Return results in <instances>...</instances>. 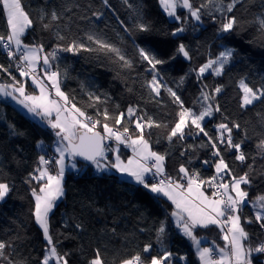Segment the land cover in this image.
<instances>
[{
  "label": "trees",
  "instance_id": "1",
  "mask_svg": "<svg viewBox=\"0 0 264 264\" xmlns=\"http://www.w3.org/2000/svg\"><path fill=\"white\" fill-rule=\"evenodd\" d=\"M206 2L192 0L194 7ZM21 3L33 21L23 36L24 43L42 44L45 53L57 45L67 46L73 40L98 48L87 40L89 34H94L119 48L132 61V67L127 68L114 53L58 52L53 67L58 64L64 92L77 107L102 122V116H97L98 111L106 108L112 117L123 112L125 117L121 125H115L113 119L108 123L120 130L127 125L130 133L136 132L131 121L137 116L151 117L165 127L145 128L144 137L153 150L166 154L164 163L172 178L182 175L178 171L182 164L190 171H199L204 179L214 175V167L202 164V161L212 159V150L200 147L207 143L202 133L190 135L186 129L182 141L178 137L168 141V132L178 120L180 106L163 88L156 96L146 86L145 82L151 79L152 73L147 71V62L140 59L137 47H150L168 61L157 66L158 78L177 92L184 107L198 112L203 103L202 92L214 97L213 104H218L220 111L203 122L210 136L215 138L218 135L217 125L222 122L229 127L233 123L240 125L239 129H233L232 136L234 143L244 141L241 150L247 156L245 162L235 159V149L225 151L224 146H218L234 175L249 173L252 180L248 188L249 198L264 194V152L257 147L264 140V99L242 107V90L238 86L244 79L255 89L264 87V29L259 24V19L264 18V0H240L233 11L227 13L236 17L237 26L233 32L225 34L218 33L224 17L216 11L215 5L202 9L201 21L197 22L187 9H177L180 21L168 17L158 0H128L127 4L124 0H108L107 6L103 0H21ZM53 10L57 12L58 20L51 19ZM136 12L141 14L142 21L137 19ZM138 22L150 23L152 31H137L134 25ZM180 26H184L185 31L173 36L174 30ZM7 31L6 13L0 5V34ZM60 36L64 39H59ZM180 43L186 46L191 59L176 54ZM225 47L235 49V54L223 73L217 76L214 72H207L198 78L199 67L209 59H215ZM174 55L175 59H170ZM0 64L17 80L27 79L28 87L34 86L30 78L19 75L14 60L2 48ZM181 77H184L183 83ZM0 83H12L2 70ZM217 86L222 89L218 94L214 92ZM90 94L100 96V102L92 101ZM92 103L95 107L90 106ZM129 107L136 109L131 118L127 115ZM13 131L17 134L14 135ZM56 140L55 131L46 123L29 116L0 95V180L13 186L9 196L0 202V241L10 244L5 250L6 258L0 257V264H9V261L41 264L47 242L35 221L34 197L31 195V189L39 184L27 181L29 174L40 167L39 157L55 152L52 144ZM41 142L42 147L39 146ZM79 163L83 169L68 170L64 183L66 193L49 216L50 233L54 242H58V251L69 253V264H89L97 249L105 264H121L123 259L138 252L148 258L164 251L173 253L171 264H201L194 244L176 226L171 215L175 206L171 201L149 193L115 169L97 173L93 163L86 164L81 160ZM241 215L250 237L246 243L255 247L264 242V229L260 224L245 221V217L254 216L252 207L246 204ZM162 222L165 234L161 243L157 229ZM195 235L202 238L206 246H225L222 233L216 226L197 228ZM147 244H151L152 249L143 253ZM252 255L255 264L264 260V253L253 252Z\"/></svg>",
  "mask_w": 264,
  "mask_h": 264
},
{
  "label": "snow or ice",
  "instance_id": "2",
  "mask_svg": "<svg viewBox=\"0 0 264 264\" xmlns=\"http://www.w3.org/2000/svg\"><path fill=\"white\" fill-rule=\"evenodd\" d=\"M127 4L128 0H124ZM160 6L166 15L176 21L181 20L177 14V9H187L188 13L195 21H201L202 9L209 5H215L216 11L224 17L220 22L218 33H231L237 26L235 16H228L240 0H207L206 3L194 7L192 0H158ZM104 5H108V0H103ZM3 10L6 13V24L8 31L0 34V48L4 49L7 56L15 60V67L21 77L30 78L32 84L38 89V94L28 93L26 91L27 80H17L9 72L8 68L0 64V70L11 78L12 83H0V95L11 97L19 105H22L29 113L41 117L46 124L55 131L58 138L55 152L58 158L46 159L45 156L39 157V165L33 173L29 174L28 183L36 181L39 188H32L31 195L34 197V218L42 229L43 236L47 242L44 256L41 264H69V253H60L57 249V243L54 242L50 233L49 215L56 206V201L64 196L63 177L65 172L66 157L73 160L76 157H82L86 161L92 162L97 170L105 171L107 168H115L120 173L127 174L134 181L142 185L149 193L159 197H166L175 206L171 215L175 218L177 228L183 235L188 237L194 244L198 258L201 264H252V253H264V242L258 246H251L246 243L249 240V233L245 230L241 222L242 208L248 204L254 210L253 217H245L247 223L254 221L260 224L264 229V194L257 195L249 200V191L252 184L249 173L245 172L240 176L233 174L232 169L226 162L224 155L218 145L224 146L225 151L236 150L235 159L241 163L245 162L247 156L242 151L243 140L233 142V129H239L238 123H233L229 127L227 123L217 125L218 135L214 138L210 136L203 127V121L206 117H211L214 112H219L218 104L213 105L208 101L214 97L208 92H202L201 110L193 111L186 108L177 92L161 82L158 72V65L167 63V60L160 58L150 47H137L138 55L142 61L147 62L149 66L147 71L152 73L151 79L147 80L146 86L160 95L163 88L173 98V101L180 106L178 120L169 130L167 139L169 142L173 138H179L181 141L185 137V130L189 129L188 134H203L207 138V143H202L201 148H210L212 150L211 160H204L202 164L214 167L215 173L211 177L204 179L199 171H190L185 165H181L177 178L167 176L164 168L166 154H160L151 149L147 139L144 137L145 128L165 127L154 121L151 117L145 119V115L137 116L134 121L135 133H130L127 125L122 130L110 126L108 121L114 120L115 125H121L125 113L121 112L110 116L105 108L102 112L98 111L97 116H102L103 122L99 118L89 116L80 107H77L69 96L61 89V71L58 64L53 67V62L58 60L57 53L70 52L79 53L83 51H105L114 53L123 66L132 67V61L127 59L121 50L112 44L99 39L94 34H89L87 40L98 45V48L87 47L84 43L73 40L67 46L57 45L51 52H44L42 44H26L23 42V36L27 29L32 26L33 21L24 10L21 0H0ZM131 8L132 5H129ZM95 15H102L96 13ZM137 19L142 21V16L136 12ZM53 21L58 20L59 16L55 10L51 13ZM123 23V22H121ZM259 24L264 29V18L259 19ZM48 27L47 24L44 25ZM139 32L150 33L152 27L150 23L138 22L134 25ZM126 31L128 29H125ZM185 31L184 26L177 27L172 33L176 36ZM63 40L64 37L60 36ZM221 39L223 36L220 37ZM19 54V55H18ZM176 54L191 59L188 49L183 43L176 48ZM235 49L225 47L219 52L215 59H209L198 69V78L202 77L206 71L211 70L217 76L221 75L225 66L233 59ZM175 59V55L170 57ZM42 73V75H41ZM66 77V72L64 73ZM184 77H181L183 83ZM239 88L242 90V107L252 105L255 101L264 99V87L255 89L244 80L239 81ZM221 87L214 88L215 93H220ZM90 99L94 102H100L101 97L90 94ZM95 107V103L90 105ZM136 109L129 107L127 115L131 118L135 116ZM14 127V126H13ZM102 128V131L97 129ZM13 134L15 131H13ZM106 140H115L117 148L113 149L110 145L106 146ZM119 145H125L132 150V157L125 163L121 160L119 154L116 155L114 163H101L106 161V152H119ZM42 147V142L39 145ZM192 147V146H189ZM257 147L264 152V140H261ZM183 155V153H182ZM55 163L57 169L53 174L48 165ZM191 163V161H189ZM73 169L76 165H71ZM251 168V166H249ZM149 174L155 182H149ZM156 177L160 179L156 180ZM229 177V179H225ZM205 186L210 190V194L205 190ZM12 187L8 182L0 180V202H3L12 192ZM216 226L222 233V239L225 242L224 247H202L201 239L195 235L197 228H208ZM80 228V225H76ZM165 234V224L162 222L157 229V238L162 243L161 237ZM10 244L6 241H0V257H5L6 248ZM152 249L151 244H147L142 249L143 253H149ZM173 253L164 251L157 256L145 258L141 253H136L130 258L123 259L121 264H171ZM6 258V257H5ZM181 259H184L181 257ZM9 264H15L9 261ZM89 264H105L100 250H96L95 256L89 261Z\"/></svg>",
  "mask_w": 264,
  "mask_h": 264
},
{
  "label": "rangeland",
  "instance_id": "3",
  "mask_svg": "<svg viewBox=\"0 0 264 264\" xmlns=\"http://www.w3.org/2000/svg\"><path fill=\"white\" fill-rule=\"evenodd\" d=\"M26 11V10H25ZM27 12V11H26ZM28 13V12H27ZM29 15V14H28ZM31 19V18H30ZM32 20V19H31ZM207 72H212L211 70H209V71H206L205 73H207ZM204 73V74H205ZM27 80V79H26ZM31 84H32V82H31ZM36 87L35 86H33V87H28V84H26V91L28 92V93H34V94H38V89H35ZM61 89H62V91H64V89H63V86H62V82H61ZM9 98H11V97H9ZM12 102H14L17 106H19L21 109H22V111L24 112H26L29 116H31V117H34V118H39L41 121H43L44 123H46L44 120H42L41 119V117H39V116H35V115H33L32 113H29L28 111H27V109H25L22 105H19L16 101H14L13 99H12ZM208 103H212L213 104V100H210V101H208ZM214 105V104H213ZM194 111V110H193ZM196 111V110H195ZM214 114V113H213ZM207 118L208 117H206L205 118V120L204 121H206L207 120ZM203 121V122H204ZM146 139V138H145ZM57 140H58V138H57ZM57 140L52 144L53 145V147H54V149H55V147H56V144H57ZM149 144H150V146H151V143L149 142ZM129 152H132V150L130 149V148H128V147H125ZM119 149L121 150H119V152H118V154H119V156H120V158H121V160H123L125 163L127 162V160L129 159V158H131L132 157V155H129V154H127V151L125 150V149H123V148H121V147H119ZM151 149L153 150V148H152V146H151ZM122 151L123 152H125L126 154H127V156L125 155V154H123L122 153ZM153 151H155V150H153ZM156 152V151H155ZM46 157V156H45ZM115 159H116V156L114 157ZM47 159V158H46ZM114 159V160H115ZM75 164L76 165V168L75 169H73L72 167H71V165L72 164ZM103 163H107V164H110V163H108L107 161H104ZM65 164H66V167H65V172H64V177H63V186H64V195H65V193H66V189H65V185H64V183H65V176H66V173L68 172V170L69 169H73V170H76V171H80V170H82L83 169V167H82V165H81V163H79V161H78V159H77V157L73 160L71 157H66V160H65ZM48 167H49V170L51 171L52 169H55V172H56V167H55V163L53 162L52 164H50V165H48ZM165 167V166H164ZM166 168V167H165ZM112 169H115V168H110L109 167V170H112ZM108 169H107V171H109ZM116 170V169H115ZM117 171V170H116ZM55 172H54V174H55ZM119 172V171H118ZM120 173V172H119ZM122 174V173H121ZM35 188H37V190H38V188L39 187H37V186H35ZM62 198V197H61ZM248 199L249 200H252V199H250L249 197H248ZM254 199V198H253ZM60 201V199L59 200H57L56 201V204L58 203ZM240 215H241V213H240ZM50 216V215H49ZM241 222H242V215H241ZM49 224H50V222H49ZM242 224H243V222H242ZM243 226H244V228H245V225L243 224ZM203 239L201 238V241H202ZM201 246L202 247H209V246H206L205 244H201ZM251 259H254V256L252 255L251 256ZM256 264H264V260H261V261H259V262H257Z\"/></svg>",
  "mask_w": 264,
  "mask_h": 264
},
{
  "label": "bare ground",
  "instance_id": "4",
  "mask_svg": "<svg viewBox=\"0 0 264 264\" xmlns=\"http://www.w3.org/2000/svg\"><path fill=\"white\" fill-rule=\"evenodd\" d=\"M98 131H102V129H99V127H98V129H97ZM106 146H108V145H110L111 147L113 146V145H117V143H116V141L115 140H106ZM119 147H123V149H125L124 148V145H119ZM53 155H54V158L55 159H57L58 158V154L56 153V152H54V153H52ZM50 154L48 153L47 155H46V157L47 156H49ZM106 156H107V162L108 163H110V160L112 159V156H113V151H108V152H106ZM54 159V160H55ZM78 159V158H77ZM79 161V160H78ZM104 161H101V163H103ZM87 164V163H86ZM55 167H56V164H55ZM96 172L97 173H102V171H99V170H97V168H96ZM202 177V176H201ZM203 178V177H202ZM149 182H151V180L149 179ZM252 261H254V260H252Z\"/></svg>",
  "mask_w": 264,
  "mask_h": 264
},
{
  "label": "crops",
  "instance_id": "5",
  "mask_svg": "<svg viewBox=\"0 0 264 264\" xmlns=\"http://www.w3.org/2000/svg\"><path fill=\"white\" fill-rule=\"evenodd\" d=\"M25 10V9H24ZM6 97V96H5ZM11 102H12V98H9V97H7ZM15 101V100H14ZM126 146L124 145V148H125ZM112 148L113 149H115V148H117V145H113L112 146ZM123 148V147H122ZM131 149V148H130ZM120 150V149H119ZM125 150L127 151V154H129V155H133V153L132 152H129L126 148H125ZM121 151V150H120ZM118 153L117 152H113V156H112V159L110 160V163H114L115 162V156L117 155ZM127 156V155H126ZM164 166H165V163H164ZM56 168H57V165H56ZM107 169H109V168H107ZM106 169V170H107ZM121 174V173H120ZM122 175H124L125 177H127V178H130V179H132V180H134L132 177H130V176H128L127 174H124V173H122Z\"/></svg>",
  "mask_w": 264,
  "mask_h": 264
},
{
  "label": "built area",
  "instance_id": "6",
  "mask_svg": "<svg viewBox=\"0 0 264 264\" xmlns=\"http://www.w3.org/2000/svg\"><path fill=\"white\" fill-rule=\"evenodd\" d=\"M18 55H19V54H18ZM14 62L16 63L15 60H14ZM41 75H42V73H41ZM45 158H47V159H53V160L55 159L53 154H50L49 156H47V157H45ZM164 168H165V167H164ZM51 172L54 174L55 169H52ZM165 173H166L167 176H170V175L168 174V171H167L166 168H165ZM149 175H151V174H149ZM170 177H171V176H170ZM158 179H160V177H156V180H158ZM150 180H151V182H155V181H153V180L151 179V176H150ZM205 190L208 191L209 194H210V190L207 189V186H205Z\"/></svg>",
  "mask_w": 264,
  "mask_h": 264
},
{
  "label": "water",
  "instance_id": "7",
  "mask_svg": "<svg viewBox=\"0 0 264 264\" xmlns=\"http://www.w3.org/2000/svg\"><path fill=\"white\" fill-rule=\"evenodd\" d=\"M105 144H106V141H105ZM107 145V144H106ZM78 158V160L80 161H83L84 163H87V164H91L92 162H90V161H86V160H84L82 157H77ZM252 264H255V262L254 261H252Z\"/></svg>",
  "mask_w": 264,
  "mask_h": 264
}]
</instances>
